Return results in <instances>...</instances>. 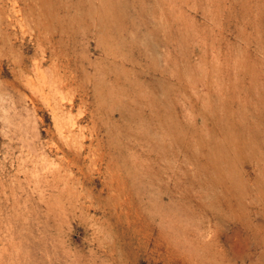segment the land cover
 <instances>
[{
    "label": "rangeland",
    "instance_id": "obj_1",
    "mask_svg": "<svg viewBox=\"0 0 264 264\" xmlns=\"http://www.w3.org/2000/svg\"><path fill=\"white\" fill-rule=\"evenodd\" d=\"M0 264H264V0H0Z\"/></svg>",
    "mask_w": 264,
    "mask_h": 264
}]
</instances>
